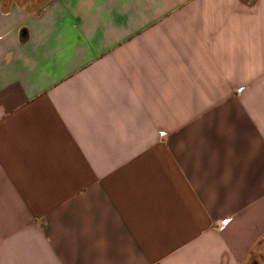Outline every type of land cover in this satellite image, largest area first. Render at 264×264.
Instances as JSON below:
<instances>
[{"label":"crops","instance_id":"0c3cea01","mask_svg":"<svg viewBox=\"0 0 264 264\" xmlns=\"http://www.w3.org/2000/svg\"><path fill=\"white\" fill-rule=\"evenodd\" d=\"M0 264H264V0H0Z\"/></svg>","mask_w":264,"mask_h":264}]
</instances>
